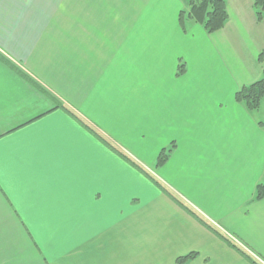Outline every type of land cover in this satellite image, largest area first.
Masks as SVG:
<instances>
[{
  "label": "crops",
  "instance_id": "0c3cea01",
  "mask_svg": "<svg viewBox=\"0 0 264 264\" xmlns=\"http://www.w3.org/2000/svg\"><path fill=\"white\" fill-rule=\"evenodd\" d=\"M253 3L209 34L187 0H0V54L40 86L0 62V264H253L225 238L264 264Z\"/></svg>",
  "mask_w": 264,
  "mask_h": 264
},
{
  "label": "trees",
  "instance_id": "16d2710c",
  "mask_svg": "<svg viewBox=\"0 0 264 264\" xmlns=\"http://www.w3.org/2000/svg\"><path fill=\"white\" fill-rule=\"evenodd\" d=\"M254 11L256 18L259 22L264 20V0H254L253 3ZM229 18L227 0H189L188 9L182 10L179 14V24L182 30L187 31V24L189 22L201 24L207 33L213 34L220 30H222ZM0 62L8 67L15 74L20 76L22 79L26 80L28 83L32 84L34 87L39 88L40 86L30 78L25 72H23L19 67H17L10 60L5 58L0 54ZM185 71V66L181 65L179 68V74ZM235 100L237 103L244 105V107L249 112H258L260 111L262 104L264 102V75L258 81L242 87L235 95ZM60 107V106H59ZM72 114V113H71ZM79 122L82 123L90 132H92L98 139H100L104 144H106L111 150H113L117 155H119L126 162L131 164L134 168H136L141 173L145 174L157 187L164 190L169 196H171L175 201H177L183 208H185L188 212L198 218L203 224L210 227L201 217H199L195 212H193L190 208H188L185 204H183L180 200H178L170 191L165 189L158 181H156L152 176L148 174L141 166H139L134 160L128 157L126 154L121 152L115 146L110 144L107 140L102 138L93 128L85 124L81 119L77 118L74 114H72ZM171 149L166 151L163 150L158 159H157V167L163 165L168 157ZM256 200L264 199V183L258 184L256 188L255 194ZM212 230L216 231L212 227ZM234 248L238 249L248 260H250L253 264H260L254 258H252L249 254H247L244 250L239 248L229 239L225 238ZM196 257L195 254H190L188 256L180 257L178 259V264H189V262Z\"/></svg>",
  "mask_w": 264,
  "mask_h": 264
},
{
  "label": "rangeland",
  "instance_id": "374dc122",
  "mask_svg": "<svg viewBox=\"0 0 264 264\" xmlns=\"http://www.w3.org/2000/svg\"><path fill=\"white\" fill-rule=\"evenodd\" d=\"M188 2H189V0H187ZM168 8V7H167ZM166 8V9H167ZM202 26V25H201ZM153 29V28H152ZM202 48V40H201V38H199V37H196L195 38V46H194V49L195 50H199V49H201ZM255 113V112H254ZM260 116L263 118L264 116V102H263V105H262V108H261V111H260Z\"/></svg>",
  "mask_w": 264,
  "mask_h": 264
}]
</instances>
